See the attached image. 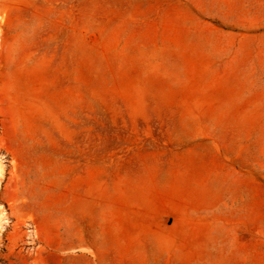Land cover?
I'll return each instance as SVG.
<instances>
[{
	"label": "rangeland",
	"instance_id": "374dc122",
	"mask_svg": "<svg viewBox=\"0 0 264 264\" xmlns=\"http://www.w3.org/2000/svg\"><path fill=\"white\" fill-rule=\"evenodd\" d=\"M0 168V264H264V0H0Z\"/></svg>",
	"mask_w": 264,
	"mask_h": 264
},
{
	"label": "crops",
	"instance_id": "0c3cea01",
	"mask_svg": "<svg viewBox=\"0 0 264 264\" xmlns=\"http://www.w3.org/2000/svg\"><path fill=\"white\" fill-rule=\"evenodd\" d=\"M102 249L99 251L95 248V258L91 256L90 252L87 250V247H81L79 254L81 257L78 258H64L62 259V264H151L154 259L151 257V254H148V257L143 258L142 261L136 259L134 256L128 257H118V258H107L106 255V245L103 239L100 241ZM86 246L88 243H85ZM150 252V250H148ZM133 253V251H132Z\"/></svg>",
	"mask_w": 264,
	"mask_h": 264
},
{
	"label": "bare ground",
	"instance_id": "6f19581e",
	"mask_svg": "<svg viewBox=\"0 0 264 264\" xmlns=\"http://www.w3.org/2000/svg\"><path fill=\"white\" fill-rule=\"evenodd\" d=\"M0 174H1V168H0Z\"/></svg>",
	"mask_w": 264,
	"mask_h": 264
}]
</instances>
